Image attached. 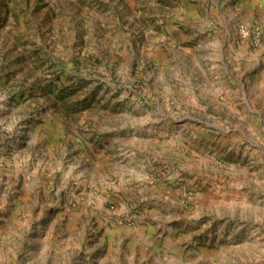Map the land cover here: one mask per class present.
Returning <instances> with one entry per match:
<instances>
[{
    "label": "rangeland",
    "instance_id": "obj_1",
    "mask_svg": "<svg viewBox=\"0 0 264 264\" xmlns=\"http://www.w3.org/2000/svg\"><path fill=\"white\" fill-rule=\"evenodd\" d=\"M131 147L169 166L135 183L173 188L150 231L100 203L110 176L83 186L85 154ZM103 227L151 247L96 249ZM0 264H264V0H0Z\"/></svg>",
    "mask_w": 264,
    "mask_h": 264
},
{
    "label": "crops",
    "instance_id": "obj_2",
    "mask_svg": "<svg viewBox=\"0 0 264 264\" xmlns=\"http://www.w3.org/2000/svg\"><path fill=\"white\" fill-rule=\"evenodd\" d=\"M217 3L218 2L215 3L216 8L218 5ZM116 137L113 138L114 141L119 138ZM141 152V147H131L119 153L102 152L97 155L85 154V156H83V161L86 163L87 168L84 172V178L90 179V183L85 181L83 186H89L94 177L102 175V173L110 176L111 179H114V182H112L110 190L105 191L104 194L97 197L100 203L114 202L118 213L124 212V209L129 205L141 207L145 213L143 221H141L148 227V231H150L154 229L151 225L155 224L157 222L156 219H159L161 216V210L164 209L166 205L168 206L173 202L171 199L173 188L167 187L165 184L151 187H138L135 184L137 180L141 179L140 177L149 176L151 171L148 170L150 172H147L146 167L149 169V167L161 166L160 168L169 169L168 164H164V161H161L160 157H157V155L151 158L146 157L141 159ZM136 169H140V174L136 172ZM94 186L96 190L95 193H97L98 189H96V185H90L91 188ZM100 203H98V205ZM98 205L96 208H98ZM93 208L95 207H91L87 204L78 214L73 215L71 213L68 217H59L57 219L62 233L60 241L64 244L63 248L61 249L59 247L58 250L63 251L65 248H70V244L73 241V234L80 229L83 223L100 222L99 217L101 210L93 212ZM65 210L68 211L67 207H65ZM143 228L145 229V227ZM98 231L100 238H98L96 249H110L115 247L118 255L123 254L122 256L126 255V257L128 256L132 259L135 257L137 249L141 251L151 247L148 240L143 237H136L135 229L130 230L124 227L110 229L108 227H103L99 228ZM151 236H154V234Z\"/></svg>",
    "mask_w": 264,
    "mask_h": 264
},
{
    "label": "built area",
    "instance_id": "obj_3",
    "mask_svg": "<svg viewBox=\"0 0 264 264\" xmlns=\"http://www.w3.org/2000/svg\"><path fill=\"white\" fill-rule=\"evenodd\" d=\"M236 32L238 33L239 37L242 40H248L250 38L251 35H254L255 38H258L260 36V28L259 27H255L253 29H250L249 27L245 26V25H238L236 28ZM67 209H76V205L72 204L71 202H69V206H66ZM124 218V222H129L131 220L130 216H126L123 217ZM119 223H122L121 220L119 221Z\"/></svg>",
    "mask_w": 264,
    "mask_h": 264
}]
</instances>
